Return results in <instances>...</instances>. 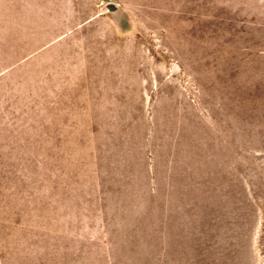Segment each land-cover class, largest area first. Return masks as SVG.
Segmentation results:
<instances>
[{
  "label": "rangeland",
  "instance_id": "rangeland-1",
  "mask_svg": "<svg viewBox=\"0 0 264 264\" xmlns=\"http://www.w3.org/2000/svg\"><path fill=\"white\" fill-rule=\"evenodd\" d=\"M0 264H264V0H0Z\"/></svg>",
  "mask_w": 264,
  "mask_h": 264
},
{
  "label": "water",
  "instance_id": "water-1",
  "mask_svg": "<svg viewBox=\"0 0 264 264\" xmlns=\"http://www.w3.org/2000/svg\"><path fill=\"white\" fill-rule=\"evenodd\" d=\"M108 9L111 10V11H113L115 9V7L112 4H109L108 5Z\"/></svg>",
  "mask_w": 264,
  "mask_h": 264
}]
</instances>
